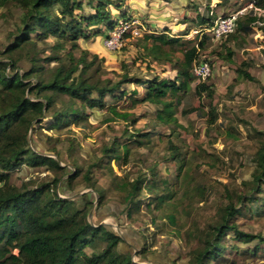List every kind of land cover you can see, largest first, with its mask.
Returning a JSON list of instances; mask_svg holds the SVG:
<instances>
[{"label": "rangeland", "instance_id": "374dc122", "mask_svg": "<svg viewBox=\"0 0 264 264\" xmlns=\"http://www.w3.org/2000/svg\"><path fill=\"white\" fill-rule=\"evenodd\" d=\"M218 1L213 0V4ZM198 2L203 6L207 4L205 0ZM188 3V0H128L126 5L127 10H133L131 19L138 18L141 26H145V33L150 29L159 30L152 28L151 22L157 27L164 26L160 30L170 27L172 35H183V40L191 43L189 48L197 43L194 39L197 35L193 31L186 34L183 28L185 4ZM252 4V0H232L217 13L218 16L221 12V15H228L247 9L241 22L249 30L244 33L239 29L235 35L238 46L245 43L254 49L245 51L244 55L250 53L253 56V73L259 74L264 70V33L261 30L264 10L256 5L252 9ZM111 10L117 18V11ZM85 11L92 12L87 3ZM22 19L23 10L16 3L0 6V51L14 40L13 35L23 26ZM145 33L123 37L116 49L106 45L105 36L82 39L74 56L78 59L83 50L98 55L95 67L87 75L92 82L110 80V83H116L125 74L142 80L155 76L174 79L176 71L172 64L144 60L142 40ZM231 41L229 36L214 42L213 52L200 53V60H207L212 65V76L205 84L213 86L214 95L211 99L207 93L198 95L195 88L183 93L177 107V124L159 121L162 105L152 102L136 104L134 98L145 97V87L139 83H125L121 91L127 90L126 97L114 100L107 96L106 100L120 112H128L130 118L127 121L114 118L105 107L86 108L84 114H88V120L67 127L49 129L54 122L51 116L44 118L40 125L33 124L29 134L30 147L59 160L62 166H66L67 173L75 171V166L80 167L81 175L77 180L69 183V175L63 177V172L48 166L33 168L23 165L11 173V184L38 187L60 178L55 187L60 197L75 200L82 208L89 200L92 204L88 207V220L94 225L104 224L120 235L123 241L119 252L131 256L139 264H196V252L205 247L212 229L222 221L226 207L232 205L242 213L231 218L230 223L238 224L240 230L258 235L260 239L237 249L234 248L237 243L234 236H227L220 245L223 255L207 264H264V185L259 195L251 184L256 171L253 159L264 140L259 133H264V100L258 97L257 90L245 89V81L239 82L243 83L240 89L233 90V78L240 60L238 52L226 45ZM56 42L52 38L40 41L37 48L40 51L39 65H44L47 70L46 79L51 78V71L59 66L57 62L46 61L53 55L52 47ZM67 48L69 50L71 45L67 44ZM166 49L174 54L175 62L183 60L181 45L167 46ZM231 50L234 55L230 62L227 56ZM63 54L60 52V56ZM71 62L65 59L68 66ZM19 67L23 74L30 69V64L21 60ZM253 84L255 88H261L259 82ZM134 90L138 93L136 97L130 96ZM70 104V96H58L51 114ZM75 104L82 108L80 101ZM256 105L257 109H251ZM212 108L218 115L215 124H210ZM136 134L139 135L133 138ZM115 140L116 145L118 142L122 145L129 143V159L126 160L125 156L120 161L106 158L103 150L111 147ZM120 153H123L122 149ZM88 172L91 179L86 181ZM138 176L147 184L134 198L139 207L129 216L130 203L126 202V195L130 187L125 183ZM171 191L175 192L171 202L160 209L149 205L156 203L157 196ZM254 209L260 214L254 213ZM171 216H175V223H172ZM105 246V242H99L95 248ZM87 251L91 253L92 249Z\"/></svg>", "mask_w": 264, "mask_h": 264}, {"label": "trees", "instance_id": "16d2710c", "mask_svg": "<svg viewBox=\"0 0 264 264\" xmlns=\"http://www.w3.org/2000/svg\"><path fill=\"white\" fill-rule=\"evenodd\" d=\"M127 1L0 0V6L14 2L23 10V26L13 35L14 40L0 51V264H139L134 262L131 256L119 252L120 243L123 241L120 235L105 225H94L88 220V207L92 204L89 200L82 208L75 200L60 197L55 189L60 178H55L52 184H42L38 187H29L26 184L19 187L10 182L11 173L23 165L33 168L48 166L63 172V177L69 175V183L77 180L81 175L80 167L75 166V171L67 173L66 166H62L59 160L42 155L30 147L29 134L33 124L40 125L44 118L51 116L54 122L49 129L67 127L88 120V114H84L86 108L105 107L114 118L127 121L130 114L120 112L106 100L107 96L114 100L126 97L127 90L121 91L125 83H139L144 86L145 97L134 98V102L162 105L158 119L168 125L178 123L176 113L183 93L195 88L196 94L207 93L210 99L213 98V86L205 84L206 81L199 80L193 73L194 63L200 59L201 52L213 47V39L204 36L200 40L197 35L194 38L197 43L188 48L191 43L183 40V35H172L169 28L148 30L142 40V53L144 60L150 63L164 61L172 64L173 70L176 71L174 79L155 76L142 80L129 78L127 74L116 83H110V80L92 82L89 79L87 75L95 67L98 55L83 50L82 55L76 59L74 51L80 49V40L108 37L121 26L122 21L130 20L132 14L127 10ZM205 1L207 4L202 8L197 1L191 2L189 8L193 13L185 18L189 23L186 34L190 33L193 26L198 31L212 26L218 19L217 11L232 0H219L217 4H213V0ZM252 1L264 10V0ZM86 3L92 12L85 11ZM111 8L117 11V18ZM249 19L256 21L255 18ZM239 29L244 33L249 30L241 22V18L236 32L230 35L232 39L237 38L235 34ZM261 30L264 33V26ZM33 35H36V38ZM130 36L129 33L124 34V37ZM50 38L56 39L57 42L52 47L53 55L47 57L46 61L57 62L59 66L51 71L52 77L46 79L47 70L44 65H39L40 51L37 48L40 41ZM67 44L71 45L69 50ZM176 45L183 47L184 58L175 62L174 54L166 47ZM60 52H64L63 56H60ZM233 55L232 50L228 52V61L232 60ZM237 55L240 65L235 70L234 86L244 81L258 83L259 80L249 71L253 66L251 60L244 59L239 53ZM66 58L72 61L69 66L65 63ZM21 60L30 64V69L25 70L23 74L19 72ZM77 72L79 73L76 74ZM137 94L136 90L130 92L132 97ZM60 95L70 96L71 104L62 110H54L51 114L56 105V98ZM76 101L81 102L82 108L76 107ZM210 115H213L210 124H215L218 115L213 108ZM259 133L264 136V133ZM137 135L139 134L132 137ZM116 143L117 140L112 146ZM128 144L122 145L118 142L115 147L104 148L103 152L106 158L120 161L125 156L127 160L131 154ZM120 149L123 153H120ZM56 154L59 155L57 152ZM253 162L256 164V171L251 184L254 191H258L260 195L264 185V140ZM89 173L85 175L86 181L91 179ZM145 184L147 181L142 180L141 176L125 183V186L130 187L126 195V202L130 203L129 216L139 207L134 198L144 189ZM174 193L171 191L157 196L156 203L149 205L160 209L174 199ZM245 198L242 197V201ZM225 211L222 221L208 236L205 247L196 252V264H207L209 260L221 257V241L227 236H234L237 241L234 248L237 249L243 248L240 245L260 239L258 235L240 230L238 224L230 223L231 218L241 214L242 210L229 205ZM253 212L260 214L256 209ZM170 219L175 223V216ZM99 242H105V248H95ZM88 249H92V252L89 253Z\"/></svg>", "mask_w": 264, "mask_h": 264}, {"label": "built area", "instance_id": "2783aa9c", "mask_svg": "<svg viewBox=\"0 0 264 264\" xmlns=\"http://www.w3.org/2000/svg\"><path fill=\"white\" fill-rule=\"evenodd\" d=\"M255 4H252V9ZM256 11L260 10L254 8ZM246 8L239 10L238 12L231 13L228 15H219L218 19L214 24L202 31L195 30L193 31L195 35H199L201 40L204 36H209L213 39L214 42H220L228 38L231 34L236 32L239 19L246 15ZM145 26L140 24L138 18H133L128 21H122L121 26L110 33L106 37V45L112 49H116L121 45V39L124 37L125 33L131 35L141 36L142 33H145ZM212 65L207 60H198L194 63L193 73L201 81H207L212 76Z\"/></svg>", "mask_w": 264, "mask_h": 264}, {"label": "crops", "instance_id": "0c3cea01", "mask_svg": "<svg viewBox=\"0 0 264 264\" xmlns=\"http://www.w3.org/2000/svg\"><path fill=\"white\" fill-rule=\"evenodd\" d=\"M183 1V0H182ZM194 1H197V3L199 4V2H198V0H188V4H185V6H186V9H184V14H183V18H185V17H189V16H191L192 15V13H193V11H192V9L191 8H189L190 7V5H191V2H194ZM204 2V1H203ZM203 2H202V4H203ZM219 2V1H218ZM183 3V2H182ZM200 5V4H199ZM189 6V7H188ZM205 6V5H204ZM200 7L202 8L203 7V5H200ZM130 13H133L132 11V8H130ZM222 14V12L219 14V15H221ZM150 26L152 27V28H156V29H161L162 27H164V26H161V27H157L156 26V24L154 23V22H151L150 23ZM188 26H189V23H188V21L187 20H185L184 21V25H183V28H184V31L186 30V29H188ZM169 30H172L170 27H169ZM196 29H192L191 31H195ZM178 32H183V30L182 31H179L178 30ZM232 38V37H231ZM242 42H244V40L243 39H240ZM226 45L229 47V48H231V49H233V50H235L236 52H238L239 54H241L242 55V57L244 58V59H247V60H253L254 58H253V56L249 53L247 56H245L244 55V52L245 51H253L254 49H252V48H248L247 47V45L244 43L243 44V46H238L237 45V39L235 38H233L232 39V41L231 42H229V43H226ZM212 52V49L210 48L209 50H207V51H205V53H211ZM255 64V63H254ZM257 66V65H256ZM253 69H254V67L252 66L250 69H249V71H250V73L253 75V76H255L258 80H259V84H260V87L261 88H255L254 87V84L252 83V82H246L245 81V83L246 84H243V83H239V85H236V86H234V88H233V90H238V89H240V87H241V85L243 84V85H245V89L246 88H251L250 90L252 91V92H256L255 90H257V92H258V97L260 98V99H262V101L264 100V70H262L259 74H254L253 73ZM254 90V91H253ZM251 109H257V105L256 106H252L251 107Z\"/></svg>", "mask_w": 264, "mask_h": 264}, {"label": "water", "instance_id": "95a60500", "mask_svg": "<svg viewBox=\"0 0 264 264\" xmlns=\"http://www.w3.org/2000/svg\"><path fill=\"white\" fill-rule=\"evenodd\" d=\"M65 199H70V198H68V197H65ZM102 225H104V224H102ZM106 226V225H105ZM109 228V227H108Z\"/></svg>", "mask_w": 264, "mask_h": 264}]
</instances>
